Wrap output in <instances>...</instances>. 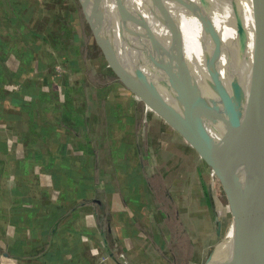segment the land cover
Returning <instances> with one entry per match:
<instances>
[{
	"label": "crops",
	"instance_id": "0c3cea01",
	"mask_svg": "<svg viewBox=\"0 0 264 264\" xmlns=\"http://www.w3.org/2000/svg\"><path fill=\"white\" fill-rule=\"evenodd\" d=\"M37 1L0 0V37L6 47L0 49V264H117L114 250L125 252L127 263L139 261L140 251L160 252L155 260L176 264L171 260L177 251L168 253L175 238L168 236L179 233L180 220L170 217L157 198L162 188L156 171L151 162L144 164L139 152L143 128L134 133L136 158L133 147L119 149L124 147L123 132L113 134L119 142L112 153L102 94L97 98L94 88L87 90L86 81L80 98L75 91L70 96L73 80L79 75L78 80L84 79L73 72L64 74L63 86L55 83L60 79L53 66L60 60L47 56L46 48H54L44 45L39 19L27 15L26 5L36 2L37 8ZM56 13L43 9L40 17L50 19ZM14 15L33 30L20 43L10 38L13 29L6 23ZM125 25L134 33L132 44L138 46V59L147 67L143 73L149 75L148 57L156 59L150 51L147 57L142 54L140 48L146 46ZM73 34L75 43L78 34ZM123 43L118 38L115 47ZM49 82L56 85L51 88ZM31 86L39 88L42 102L27 108L21 103L31 100L24 95ZM131 118L133 123L140 120ZM151 130L153 135L158 132ZM152 210L166 214L168 221L146 236L142 223Z\"/></svg>",
	"mask_w": 264,
	"mask_h": 264
},
{
	"label": "rangeland",
	"instance_id": "374dc122",
	"mask_svg": "<svg viewBox=\"0 0 264 264\" xmlns=\"http://www.w3.org/2000/svg\"><path fill=\"white\" fill-rule=\"evenodd\" d=\"M108 1L40 0V3L37 1V8L34 7L36 2L34 5H32L33 3L26 5L30 7H27L30 9V13L28 12L27 15L33 19H39L38 27L45 29L50 25L47 22L48 20L40 17L43 9L48 12L55 11L65 14L63 9L65 7L71 13L70 20L75 21L71 24V33L78 34V42L76 40L75 43L80 47L69 40L72 43L71 49L63 50L64 52L75 51L74 55H71L70 52L62 53L71 57L69 60L73 61V65L61 60L58 64L55 60L53 69L58 72L59 77H57L60 79L59 81L56 80L55 83L63 86L64 74L67 72L81 74L84 79L78 80L80 79L79 75L78 79L76 78L72 82V91H69L70 96L75 91L77 98H80V93L83 94L82 91L86 81L87 90L107 87L102 103L106 104L107 117L110 120L108 127L111 131L109 136L112 138V153L115 152V146L119 142L113 137V134L118 135L123 132L125 137L124 147L119 149L133 147L134 153L132 156L136 158L137 149L132 145L134 144L133 140H135L134 133L137 128H143L144 138L140 142L142 148L139 152L144 158L145 165L148 162H151L150 164H153V166L155 165L154 168L152 166V170L155 169V175L159 179L162 188L161 194L157 195V198L161 199V204L167 212L171 213L170 217L174 215L176 218L179 217V224L181 225L179 233L168 236L170 239L175 238V241L170 246L169 252H166L170 254L173 249L177 251L176 258L171 260L176 264H186L187 262L190 264H208V260L213 257L214 252L221 245V239L230 223H236V202L233 204L234 216L232 218L229 198L225 193L226 185L219 170L217 171L218 166L215 157L210 152L203 136L192 128L191 119L186 115L184 104L178 99L174 89L170 86L168 75L166 74L165 80L157 79L156 81L160 72L158 63L148 57L149 76L142 72L141 68L145 69V64L141 61L135 62L129 59L126 66L121 65L118 61L115 54V40L120 38L124 41V44L129 45L134 33H131L125 25L126 22L118 12L114 0H110L111 3ZM32 7L34 9H31ZM85 7H87L86 10ZM166 12L172 21L182 25L179 32L182 33L181 37H185V40L182 38L181 43L182 46L188 44V46L182 47L185 59L196 69L198 76L202 77L204 85L207 86L208 80L212 81L210 89H206L211 91L221 103L226 95L225 72L223 61L220 59L222 55L220 41L223 31L224 51L226 42V31L222 22L220 24L223 31L217 18L210 17L208 20L200 18L197 24L193 26L190 24L192 21L190 15L184 17L180 14L178 16L172 10ZM235 38L238 39L237 35H235ZM43 41L44 45H48V40L45 37ZM231 41L232 51L236 53L232 34ZM59 43L62 44L61 41ZM216 44L218 45V51H216ZM140 49L142 54L147 57V54H149H146V52H149L148 48L146 47V50ZM130 50L134 51L129 45L125 51ZM46 53L47 56L58 57L57 53H61V51L56 49L52 51L46 48ZM107 56H111L112 60ZM79 58L82 59V62L77 63ZM141 75H145L147 78L144 93L141 89ZM72 77L77 76L72 75ZM55 83L52 85L49 82L51 88L56 85ZM132 83L133 85L134 83L139 84L135 93L126 86V84L132 85ZM148 85L152 87L151 90H147ZM66 91L68 90L66 89ZM140 93L144 97H141ZM88 95L91 96V93ZM94 95L97 97V94ZM161 106L165 107L161 108ZM129 114L133 118L137 116L140 120L136 119V122L133 123V119ZM193 121L199 129L197 121L195 119ZM151 128L158 132L156 131L157 133L153 135ZM136 143H138L137 140ZM157 169H160V172ZM149 217L143 220L142 223L144 229L146 227V236L151 233V230H156L159 226L162 228L166 224L165 221H168L166 220V214L158 213L155 210L149 213ZM183 234L185 236H182ZM150 243L148 241V245ZM149 246L154 247L153 243ZM188 248L192 249L193 252L191 253ZM137 253L141 257L140 260L133 263L130 259L129 264H162V262L157 261L159 259L156 256L160 252L143 253L138 251ZM190 254H192L191 258ZM112 255L117 259L116 252Z\"/></svg>",
	"mask_w": 264,
	"mask_h": 264
},
{
	"label": "water",
	"instance_id": "95a60500",
	"mask_svg": "<svg viewBox=\"0 0 264 264\" xmlns=\"http://www.w3.org/2000/svg\"><path fill=\"white\" fill-rule=\"evenodd\" d=\"M114 2L122 19L137 33L154 55L159 67L169 76L170 86L184 104L192 128L203 136L210 152L213 153L217 171L219 170L226 185L225 193L229 198L232 218L234 212L230 196L237 190L247 197L264 230V90L253 84L241 90L232 77L229 86L234 103L240 111H229L205 88L202 79L198 80L192 73L182 51L176 24L164 11L162 0H145L143 8L168 32L167 46L152 30L147 18L130 8L127 0ZM259 9L264 14V0H259ZM218 50L216 44V51ZM108 58L112 60L111 56ZM140 78L144 93L147 78L145 75ZM138 85L126 84L133 93ZM151 89L148 85L147 90ZM139 95L144 97L142 93ZM163 107L165 106H161ZM193 119L197 121L199 129ZM257 238L262 242L264 258V231L263 236L258 233Z\"/></svg>",
	"mask_w": 264,
	"mask_h": 264
},
{
	"label": "bare ground",
	"instance_id": "6f19581e",
	"mask_svg": "<svg viewBox=\"0 0 264 264\" xmlns=\"http://www.w3.org/2000/svg\"><path fill=\"white\" fill-rule=\"evenodd\" d=\"M162 1L164 11L172 10L178 16L182 14L184 17L190 15L192 17L190 24L193 26L197 24L200 18L208 20L213 17L218 19L219 24L222 22L226 31V52L224 51V31L220 24L223 31L220 41L222 51L220 59L223 61L225 72L226 95L221 104L229 111H240L234 103L229 86L232 77L235 78L241 90L247 86H252V84L260 90H264V14L259 9V0ZM144 2L145 0H127L130 8L147 18L152 30L167 46L168 32L143 8ZM173 22L176 24V32L181 41L185 40V37H181L182 33L179 32L182 25L176 21ZM231 34L236 53L232 51ZM235 35L238 39L235 38ZM185 46L188 44L182 47ZM188 64L196 78L198 80L202 78L198 76L196 69L190 63ZM211 82L208 80L207 86L204 85L205 88L210 89ZM230 198L232 205L236 202V223H230L221 239V245L214 252L213 257L208 260V264H257V262L264 264L262 242L257 238V234L260 233L263 236L264 231L259 218L256 217L251 203L242 193L234 190Z\"/></svg>",
	"mask_w": 264,
	"mask_h": 264
},
{
	"label": "trees",
	"instance_id": "16d2710c",
	"mask_svg": "<svg viewBox=\"0 0 264 264\" xmlns=\"http://www.w3.org/2000/svg\"><path fill=\"white\" fill-rule=\"evenodd\" d=\"M108 2L111 3L110 0ZM63 9L65 10V12H64L65 14L56 13V14L52 15L50 17V19L49 18L46 19V20H48L47 22L50 26H48V28L41 30V32H39V34L44 33L46 40H48V43L52 45V48L61 51V53H57L59 55L57 57L59 60H61L62 62H65V63H69V65L70 64L73 65V61L69 60V59H71V57H69L67 54L66 55L62 54L64 52L63 50H65L67 48L71 49L72 43H70L69 40L73 41L75 39L74 34L71 33V27H70L71 13L68 12L67 9H65V7H63ZM6 18H7L6 23L8 24V27L13 29V30H11L10 38L16 40V42L23 41L24 38H27L29 36V34L33 32L32 29H29L28 27L25 28V26H24L25 24L23 25L21 16L14 15L12 17L8 16ZM52 27H54V28H52ZM24 30H26V31L23 33ZM33 34H37V33L35 32ZM60 41L62 44L59 43ZM132 42L133 41L131 40L129 45L131 46V48L134 51H131V50L125 51V49H127V46H129V45H126V44L124 45V43H123V45L122 44L118 45V47L116 48V52H115L116 57H117L118 61L121 63V65H123V66L128 65L129 61H127V60H129V59L131 61L133 60L135 62L141 61L138 59V56H140V54H141L140 50H139L138 46L136 44H132ZM0 46H1L0 47L1 51H4L6 49V47L4 45V39H2L1 37H0ZM66 52H70L71 55L75 54L74 50H70V51H66ZM66 52H64V53H66ZM129 55H131V56L128 57ZM146 68H147L146 66H145V69L141 68L142 72L145 71ZM159 74L160 75H159L158 79H160V80H162L166 77V74L163 71H160ZM6 79H9V77H3L4 81ZM0 86H1V84H0ZM106 88L107 87L102 88V89L95 88V90L97 92V98L102 97L104 95ZM29 91H30L29 92L30 94L27 93V91H26V92H24V95L29 97L31 100L28 103L23 101V103H21V104L26 105L25 107H27V108L30 106H35L38 103L41 104L42 98H41V94L39 92L40 91L39 88L37 86H33V87L31 86L29 88ZM99 94H102V96H100ZM19 98H21V97L16 96L17 100H19ZM55 228H56V226L53 225L52 233L54 232Z\"/></svg>",
	"mask_w": 264,
	"mask_h": 264
},
{
	"label": "built area",
	"instance_id": "2783aa9c",
	"mask_svg": "<svg viewBox=\"0 0 264 264\" xmlns=\"http://www.w3.org/2000/svg\"><path fill=\"white\" fill-rule=\"evenodd\" d=\"M115 252H116V254H117V259L121 262V263H124V264H129V263H127V256H126V253L125 252H118L117 250H114ZM114 253V252H113ZM116 259V258H115ZM116 259V261H118ZM118 261V262H119Z\"/></svg>",
	"mask_w": 264,
	"mask_h": 264
}]
</instances>
